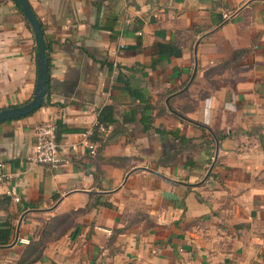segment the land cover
I'll return each instance as SVG.
<instances>
[{
	"label": "crops",
	"instance_id": "1",
	"mask_svg": "<svg viewBox=\"0 0 264 264\" xmlns=\"http://www.w3.org/2000/svg\"><path fill=\"white\" fill-rule=\"evenodd\" d=\"M28 2L52 49L51 104L0 123V230L15 227L0 264L70 213L37 264H264V0ZM36 53L0 0V110L33 98ZM107 105L117 123L91 142ZM139 107L186 144L145 132ZM47 121L77 130L56 170L27 162Z\"/></svg>",
	"mask_w": 264,
	"mask_h": 264
},
{
	"label": "trees",
	"instance_id": "2",
	"mask_svg": "<svg viewBox=\"0 0 264 264\" xmlns=\"http://www.w3.org/2000/svg\"><path fill=\"white\" fill-rule=\"evenodd\" d=\"M20 10V8H19ZM20 12L23 14L25 17L24 13L20 10ZM25 20L27 21V24L29 27L31 25L29 24L27 18L25 17ZM47 62L49 65V78H48V95L46 98L45 103L43 104L42 107L51 104V93H50V69H51V57L50 54L52 52L51 48H47ZM41 107V108H42ZM139 109L142 112V119H141V124L143 126V130L145 132L149 131H155L156 133L160 134L161 136H167V135H172L176 140H180L182 144H186L188 141L184 136H180L178 133H167L166 131H163L160 128H156L154 126L155 118H153L150 115V111L152 107H139ZM117 123V120L115 118V108L113 105H107L101 109L98 118H97V124L93 128V135L90 137L91 142H99L101 136V128H103L105 131L115 125ZM57 126V141L60 143L62 134L64 133H70V132H77L76 129L68 128L65 124H63L61 121L56 122ZM182 151H175V153L166 156L165 158L161 159V163H169L173 166L178 162L179 160V155L181 154ZM72 214L75 213H70L68 215H64L61 217H57L51 220V223L48 224L47 228L43 232L42 236L37 239V240H32L26 247L21 259L17 261L15 264H37L39 262H42L44 259V252L47 246V243L49 242L50 238L51 239H59L63 237L67 232L68 228L62 229L61 225H67V227H70V219L72 217ZM56 224V226L52 225ZM54 227H59L58 230H55ZM60 230V231H59ZM59 231V232H58ZM57 234H53L56 233ZM15 233V227L13 226L12 222H6V226L0 230V246H8L10 244V241ZM52 235H55L52 237ZM75 236L74 233L72 232L70 237Z\"/></svg>",
	"mask_w": 264,
	"mask_h": 264
},
{
	"label": "water",
	"instance_id": "3",
	"mask_svg": "<svg viewBox=\"0 0 264 264\" xmlns=\"http://www.w3.org/2000/svg\"><path fill=\"white\" fill-rule=\"evenodd\" d=\"M13 1L24 13L35 36L38 77L31 101L20 106L0 110V123L17 120L35 113L43 106L48 95L49 65L46 59L48 52L42 25L32 10L28 0Z\"/></svg>",
	"mask_w": 264,
	"mask_h": 264
},
{
	"label": "built area",
	"instance_id": "4",
	"mask_svg": "<svg viewBox=\"0 0 264 264\" xmlns=\"http://www.w3.org/2000/svg\"><path fill=\"white\" fill-rule=\"evenodd\" d=\"M225 18H229L225 16ZM101 131H104L101 128ZM93 130L87 136L90 138ZM91 153L95 152L92 144L88 145ZM30 165H37L56 170L66 164V160L61 155V144L57 141V126L54 121L40 123L34 132V149L31 156L27 158ZM19 201V200H18Z\"/></svg>",
	"mask_w": 264,
	"mask_h": 264
},
{
	"label": "rangeland",
	"instance_id": "5",
	"mask_svg": "<svg viewBox=\"0 0 264 264\" xmlns=\"http://www.w3.org/2000/svg\"><path fill=\"white\" fill-rule=\"evenodd\" d=\"M197 151V150H196ZM51 223V222H50ZM52 225H54V226H56V224H52ZM66 228H68L69 229V227H67V225H61V228H60V230H62V229H66ZM54 229L55 230H58L59 229V227H54ZM59 230V231H60ZM58 231V232H59ZM53 234H57V232L56 233H53ZM55 235H52V237H54Z\"/></svg>",
	"mask_w": 264,
	"mask_h": 264
}]
</instances>
